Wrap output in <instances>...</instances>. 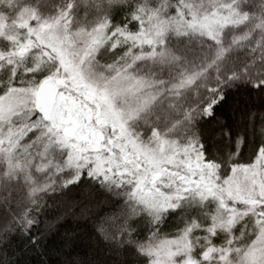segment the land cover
I'll return each instance as SVG.
<instances>
[{
	"label": "snow or ice",
	"instance_id": "snow-or-ice-1",
	"mask_svg": "<svg viewBox=\"0 0 264 264\" xmlns=\"http://www.w3.org/2000/svg\"><path fill=\"white\" fill-rule=\"evenodd\" d=\"M50 253L264 264V0H0V264Z\"/></svg>",
	"mask_w": 264,
	"mask_h": 264
},
{
	"label": "trees",
	"instance_id": "trees-1",
	"mask_svg": "<svg viewBox=\"0 0 264 264\" xmlns=\"http://www.w3.org/2000/svg\"><path fill=\"white\" fill-rule=\"evenodd\" d=\"M81 195L80 191L77 189H73L70 192L66 193L67 199H75L78 198ZM73 225V220L71 217H68L64 222L61 224V231H63L65 228H71ZM55 240V237L52 238V240L49 241V247L53 245V241ZM49 261V264H55L56 261V255L55 253H50L46 257Z\"/></svg>",
	"mask_w": 264,
	"mask_h": 264
}]
</instances>
